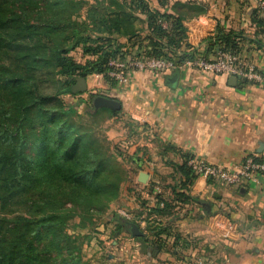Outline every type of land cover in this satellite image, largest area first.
Returning a JSON list of instances; mask_svg holds the SVG:
<instances>
[{"label": "trees", "instance_id": "trees-1", "mask_svg": "<svg viewBox=\"0 0 264 264\" xmlns=\"http://www.w3.org/2000/svg\"><path fill=\"white\" fill-rule=\"evenodd\" d=\"M192 1L175 0L172 13L150 8L146 0H0V264H89L79 260L78 247L70 246L72 234L64 229L70 219H87L104 200L115 198L121 175L112 150L81 118L103 112L121 117V110L92 106L78 114L60 97L75 94L74 76L108 78V60L122 55L120 37L148 56L192 58L195 48L184 41L182 20L204 12L203 4ZM158 3L165 8L168 0ZM136 11L145 15L143 37ZM256 22L264 32V20ZM205 40L222 50L237 48L230 32L217 29ZM76 48L87 55L85 61L72 58ZM160 147L161 154L180 157L165 163L188 177L190 154L169 144ZM173 193L194 199L180 188ZM170 211L169 202L150 209L155 237L166 233L164 216ZM114 219L126 228V218ZM136 239L156 250L144 233ZM160 240L151 241L160 245Z\"/></svg>", "mask_w": 264, "mask_h": 264}, {"label": "crops", "instance_id": "crops-1", "mask_svg": "<svg viewBox=\"0 0 264 264\" xmlns=\"http://www.w3.org/2000/svg\"><path fill=\"white\" fill-rule=\"evenodd\" d=\"M146 1L150 8L173 13L171 7L175 0H168L165 8L160 7L158 0ZM187 1L180 0L182 3ZM194 1L203 4L204 12L187 15L182 25L186 28L184 41L195 48V55L215 56L219 46L205 38L215 36L218 29L234 36L237 48L232 51L264 71V32L256 22L261 17L255 15V0ZM135 15L141 23L139 32L144 35L145 15L138 11ZM174 72H178V78L175 84H170L169 77ZM100 78L101 74H89L86 85L97 80V86L108 93L104 95L118 100L120 110L127 117L145 125V131L154 133L157 145L153 149L157 151L151 155L155 160L159 157L160 168L166 171L170 166L165 160L179 161L180 157L172 151L161 154L162 144L175 146L209 163L226 166L237 165L249 155L264 159V85L239 77L234 81L230 75L191 67L165 73L134 71L130 73L128 83L122 86L115 83L110 86L107 80ZM139 172L141 170L137 171V182ZM146 173L152 176L151 172ZM194 177L190 181L192 193L188 195L194 199L186 206L181 218L172 220L177 230L188 238L206 241L211 234L208 216L221 213L236 225L238 232L229 239H216L212 255L206 252L191 254L193 261L197 263L196 257L201 256L204 258L202 264H209V261L213 264H264V173L257 175V181L236 186L212 184ZM126 196L129 197V193ZM161 196L158 194L148 202L157 207L159 202L163 203ZM155 239L159 241V238H151L152 241ZM144 252L153 254L156 260L164 259L160 253H151L149 248Z\"/></svg>", "mask_w": 264, "mask_h": 264}, {"label": "rangeland", "instance_id": "rangeland-1", "mask_svg": "<svg viewBox=\"0 0 264 264\" xmlns=\"http://www.w3.org/2000/svg\"><path fill=\"white\" fill-rule=\"evenodd\" d=\"M93 2V0H88ZM152 3V0H149ZM160 7H162L160 5ZM86 6L80 9V15L85 14ZM256 16H258L257 8H255ZM140 22H138L137 28ZM142 33V32H141ZM139 36H143L138 33ZM144 34V33H143ZM124 37H120V43L125 50H130L131 43ZM122 40V41H121ZM123 52V51H122ZM72 58L83 62L87 55L81 52L80 48H76L70 52ZM63 78V77H62ZM101 80H107L110 86L114 83L112 80L101 75ZM98 81H94L92 85H88L84 92L75 94H62L61 99L66 108H73L78 114H84L93 106V98L90 95L95 93L96 96H105L108 93L101 87L97 86ZM105 94V95H104ZM120 116H109L107 113H99L93 119L82 115L81 121L91 125L96 135L107 144L112 153L115 155L114 160L117 169L120 172L121 180L119 183L118 195L108 201L104 200L101 205L90 211L87 219L80 220L78 216L69 220V224L64 231L72 234L73 243L70 246H77L74 250L78 258L82 262L89 264H197L193 261L195 253H210L212 255L216 248L215 241L219 239L218 235L209 229L210 237L206 241L188 238L183 235L182 231H178L173 218H181L188 207L190 201L177 197L173 193V189L180 188L181 191L190 195L192 192L191 178L195 179L191 171L187 176L175 172L171 167L169 171L160 168L162 165L159 157L153 159L151 152H156L153 147L157 144L154 142V133L144 130V128L134 127L130 118L124 112H120ZM78 119L77 115L73 116ZM140 153V154H139ZM144 159L146 160L145 163ZM151 172L152 179L149 177L144 185H140L135 180L137 171ZM154 177V178H153ZM184 182V184H182ZM158 185L160 192L156 193L154 185ZM127 197L126 195H128ZM162 195L160 198L171 205L170 213L165 214L166 233H161L158 237L161 239L160 245H156L151 238H157L149 228L156 225L157 220L149 214L152 205L150 200L152 197ZM149 201V202H148ZM135 205H137L135 207ZM187 206V207H186ZM161 207V206H159ZM114 215L126 218L128 221L136 223L140 230L145 234L146 244L154 246L150 249L151 253L161 254L164 259L153 258V254H146L145 249L149 248L136 237L131 236L128 225L126 228L114 219ZM72 224H77V229L72 230ZM209 228V227H208ZM215 239V240H214ZM155 251V252H154ZM191 254L192 257H191ZM174 260L170 261L168 258ZM156 260V261H154ZM214 262H210L209 264Z\"/></svg>", "mask_w": 264, "mask_h": 264}, {"label": "built area", "instance_id": "built-area-1", "mask_svg": "<svg viewBox=\"0 0 264 264\" xmlns=\"http://www.w3.org/2000/svg\"><path fill=\"white\" fill-rule=\"evenodd\" d=\"M257 13L264 19V0H255ZM164 26V21L161 22ZM125 50L122 48V55H117L108 60V70L105 75L117 85H125L129 81L131 72L134 71H156L171 72L184 67H191L203 72L215 74H226L236 76L254 84L264 85V71L254 63L245 60L234 51L216 48L213 58H205L201 55L186 57L177 62L174 58L148 56L136 47ZM182 50V49H181ZM191 174L203 178L212 184L236 186L244 182L257 181V175L264 173V159L254 155L246 156L237 165H222L209 163L203 158L189 155L186 160ZM149 177V176H148ZM156 193L160 192L159 186L154 185ZM163 203L159 202V206ZM211 230L219 238L229 239L234 237L238 230L236 225L221 213L210 214L207 218ZM198 264H202L203 257H196Z\"/></svg>", "mask_w": 264, "mask_h": 264}, {"label": "water", "instance_id": "water-1", "mask_svg": "<svg viewBox=\"0 0 264 264\" xmlns=\"http://www.w3.org/2000/svg\"><path fill=\"white\" fill-rule=\"evenodd\" d=\"M178 78V72H174L172 76L169 77V82L170 84H175L176 80ZM232 80H237L238 77L236 76H230ZM74 83L71 85V91L73 93L76 92H84L87 88L86 85V77L84 76H74L73 77ZM93 106L95 108L97 107H106L110 109H115L118 110L120 109V103L118 100L114 98H109L106 96H100L97 95L93 98ZM148 179V173L141 171L138 173L137 180L140 183H146ZM128 225L129 232L131 236H141L143 235V232L140 230L139 226L131 221H126L125 222Z\"/></svg>", "mask_w": 264, "mask_h": 264}]
</instances>
